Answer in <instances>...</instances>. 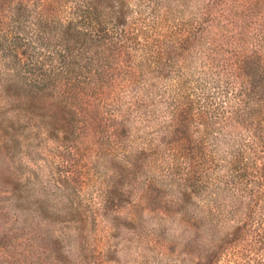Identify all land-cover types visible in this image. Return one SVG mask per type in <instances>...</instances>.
Segmentation results:
<instances>
[{
    "label": "rangeland",
    "instance_id": "rangeland-1",
    "mask_svg": "<svg viewBox=\"0 0 264 264\" xmlns=\"http://www.w3.org/2000/svg\"><path fill=\"white\" fill-rule=\"evenodd\" d=\"M260 231L264 0H0V264H263Z\"/></svg>",
    "mask_w": 264,
    "mask_h": 264
},
{
    "label": "trees",
    "instance_id": "trees-1",
    "mask_svg": "<svg viewBox=\"0 0 264 264\" xmlns=\"http://www.w3.org/2000/svg\"><path fill=\"white\" fill-rule=\"evenodd\" d=\"M242 231H243V227L242 226H240V227H238L237 229H236V234L237 235H235V237L236 238H239V236H240V234L242 233ZM258 238H259V240L260 241H262V242H264V231H260V233H258ZM235 238V239H236ZM264 264V263H263Z\"/></svg>",
    "mask_w": 264,
    "mask_h": 264
}]
</instances>
